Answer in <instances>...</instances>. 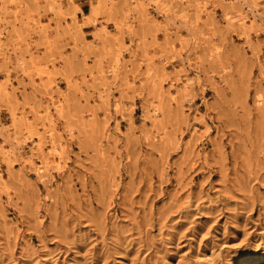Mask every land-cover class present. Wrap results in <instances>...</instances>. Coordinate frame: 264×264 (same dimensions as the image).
Instances as JSON below:
<instances>
[{
	"label": "rangeland",
	"instance_id": "374dc122",
	"mask_svg": "<svg viewBox=\"0 0 264 264\" xmlns=\"http://www.w3.org/2000/svg\"><path fill=\"white\" fill-rule=\"evenodd\" d=\"M0 264H264V0H0Z\"/></svg>",
	"mask_w": 264,
	"mask_h": 264
},
{
	"label": "crops",
	"instance_id": "0c3cea01",
	"mask_svg": "<svg viewBox=\"0 0 264 264\" xmlns=\"http://www.w3.org/2000/svg\"><path fill=\"white\" fill-rule=\"evenodd\" d=\"M65 52L67 53V52H68V50L66 49V50H65Z\"/></svg>",
	"mask_w": 264,
	"mask_h": 264
}]
</instances>
